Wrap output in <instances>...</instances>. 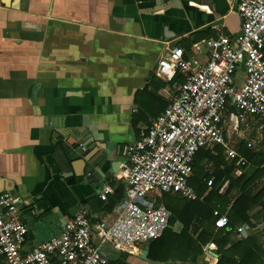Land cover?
Here are the masks:
<instances>
[{
  "label": "crops",
  "instance_id": "0c3cea01",
  "mask_svg": "<svg viewBox=\"0 0 264 264\" xmlns=\"http://www.w3.org/2000/svg\"><path fill=\"white\" fill-rule=\"evenodd\" d=\"M241 26L236 0H0V194L20 204L26 250L58 235L81 206L94 220L116 217L125 149L180 85L157 74L159 59L173 47L197 55L195 44ZM106 184L114 194L104 202ZM169 229L178 235L183 224ZM148 246L146 257L145 244L102 251L118 264L219 260L212 241L187 262L151 260Z\"/></svg>",
  "mask_w": 264,
  "mask_h": 264
},
{
  "label": "built area",
  "instance_id": "2783aa9c",
  "mask_svg": "<svg viewBox=\"0 0 264 264\" xmlns=\"http://www.w3.org/2000/svg\"><path fill=\"white\" fill-rule=\"evenodd\" d=\"M242 18L240 32L220 34L194 45L197 55L171 48L157 65V74L171 81L178 73L184 82L164 112L141 139L125 149L126 160L117 178L125 198L116 206L112 221L94 220L85 206L65 222L58 235L26 250L28 227L11 192L0 194V264H118L102 248L132 249L160 239L170 227L171 211L159 202L165 193L195 200L189 184L200 149L225 147L226 159L239 157L229 132H241L252 123L256 135L247 140L255 148L264 143V0H236ZM206 47V59L200 57ZM230 107L234 111H229ZM243 173L237 168L235 174ZM212 181L208 185H212ZM114 188L103 186L99 198L108 201ZM216 227L229 218L214 211ZM248 225L237 228L238 240L252 235Z\"/></svg>",
  "mask_w": 264,
  "mask_h": 264
},
{
  "label": "trees",
  "instance_id": "16d2710c",
  "mask_svg": "<svg viewBox=\"0 0 264 264\" xmlns=\"http://www.w3.org/2000/svg\"><path fill=\"white\" fill-rule=\"evenodd\" d=\"M184 80V75L178 73L170 82L181 84ZM236 148L244 158L239 165V157L226 159L222 145L197 152L189 179L197 199L173 193L162 195L160 202L172 213L170 226L180 222L183 230L177 235L168 228L160 239L150 242L151 260L196 261L212 241L219 255L216 264H264V143L251 148L242 140ZM238 167L243 170L240 176L235 174ZM217 209L229 218L225 228L216 227ZM244 224L253 235L236 240L237 228Z\"/></svg>",
  "mask_w": 264,
  "mask_h": 264
},
{
  "label": "rangeland",
  "instance_id": "374dc122",
  "mask_svg": "<svg viewBox=\"0 0 264 264\" xmlns=\"http://www.w3.org/2000/svg\"><path fill=\"white\" fill-rule=\"evenodd\" d=\"M240 128H241L240 133L230 131L228 134L230 137L231 145L233 147H236L237 143H239L240 141H242V140L247 141L249 139H252L256 135V131H255V128L253 127L252 123H249V124L246 123L245 125H241ZM261 186L262 185H260V187Z\"/></svg>",
  "mask_w": 264,
  "mask_h": 264
},
{
  "label": "water",
  "instance_id": "95a60500",
  "mask_svg": "<svg viewBox=\"0 0 264 264\" xmlns=\"http://www.w3.org/2000/svg\"><path fill=\"white\" fill-rule=\"evenodd\" d=\"M64 153H65V156H66V157H70V154H69L67 151H64ZM148 244H149V243H146V244H145V249H146V251H145V253L143 254V257H146L147 254H148V251H149V246H148Z\"/></svg>",
  "mask_w": 264,
  "mask_h": 264
}]
</instances>
